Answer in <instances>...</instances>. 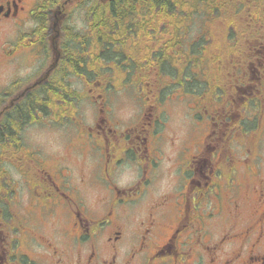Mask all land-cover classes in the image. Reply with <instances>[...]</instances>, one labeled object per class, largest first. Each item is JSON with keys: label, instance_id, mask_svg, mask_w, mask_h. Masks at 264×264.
Listing matches in <instances>:
<instances>
[{"label": "flooded vegetation", "instance_id": "1", "mask_svg": "<svg viewBox=\"0 0 264 264\" xmlns=\"http://www.w3.org/2000/svg\"><path fill=\"white\" fill-rule=\"evenodd\" d=\"M178 1L169 6L175 22H114L110 70L90 62L96 53L80 62L91 76L69 77L82 83L75 99L97 107L93 124L80 119L85 109L72 118L70 95L60 94L57 112L36 109L24 124L17 113L11 134L9 114L58 62L49 47L55 8L45 46L32 44L43 0H0V264H264V2L257 17L238 16L255 33L235 44L232 26L211 19L213 0ZM143 3L135 9L146 13ZM65 6L67 24L87 33V18L77 27L74 15H87L92 0L56 9ZM36 53L45 67L23 76ZM129 89L138 106L126 121L116 94ZM56 121L81 125L79 149L26 148L27 128Z\"/></svg>", "mask_w": 264, "mask_h": 264}, {"label": "trees", "instance_id": "2", "mask_svg": "<svg viewBox=\"0 0 264 264\" xmlns=\"http://www.w3.org/2000/svg\"><path fill=\"white\" fill-rule=\"evenodd\" d=\"M66 0H43L42 2V13L41 15H37L35 19L38 21V26L33 31V35L36 36V40L32 43L45 44L48 45V38L50 37V20L48 19V12L53 10L54 8L61 3L62 5ZM211 7V19L212 20H221L228 22L229 25L232 26L231 37L235 40V44L238 42L236 40V35H242L243 33H251L254 34L255 30L250 28H242L239 21L238 16L245 15L247 13H252L257 17L255 11V4L260 5V0H221V3H215ZM85 2V1H83ZM174 3H171V0H146V7H150V10L144 13L143 11H139V6L141 7L144 3L143 0H119L118 6H123L124 10H120L118 13L114 10V2L108 1V3L104 4L100 0H92V6L94 9H90L87 12V22L89 24L88 32L83 34L81 30L76 29L73 25H68L67 20H64V24L60 25V48L62 53H67L68 56L65 58L62 63V70H56L53 73V77L47 80V83L44 85H39L36 88V91L32 93H28L26 98L21 100L20 106H17L16 109L10 113V118H7L6 125L7 129L11 134L13 131L10 129V124L15 125L16 122L13 120L14 117L17 116V113L21 114V122L24 124L28 122L31 118L34 119V111L39 109L43 112H48L49 108L53 109L57 112L58 106H56L55 102L60 94H69L70 95V107H71V117L74 118L76 114V99L78 96L77 91L73 88L69 77L73 75V73H77L79 75L91 76V70L85 66L81 67L80 62L83 63L88 61L87 55L96 54V58H90L91 63H100L102 69H109L110 63V55L111 50L107 47H113L110 41L113 40L112 31L115 29L113 26L114 22H140L144 23V21H150L153 24H158L161 22H175L179 20V14L174 11L169 10V6L171 4L178 5L179 1L174 0ZM264 2V0H262ZM188 4V0H182L181 5L185 6ZM66 6L62 7V14H65ZM182 19L180 21L184 22L189 16V14H185L183 10L180 14ZM228 15V17H227ZM71 16V14H70ZM148 17V18H147ZM220 18V19H219ZM255 21V19H253ZM157 28V26H151ZM142 30V28H140ZM118 42H122L120 45H125L126 41L118 40ZM92 47L89 50V47ZM233 46V45H231ZM103 48V51H100V48ZM100 52H102L103 59L100 61ZM230 52H235V48H230ZM70 64H67L68 62ZM87 63V62H86ZM88 64V63H87ZM84 69L87 73H82L80 70ZM97 70V71H98ZM97 74L100 76L101 71H98ZM89 84V83H88ZM34 90V89H33ZM32 91V90H31ZM37 96V107H34V97Z\"/></svg>", "mask_w": 264, "mask_h": 264}, {"label": "rangeland", "instance_id": "3", "mask_svg": "<svg viewBox=\"0 0 264 264\" xmlns=\"http://www.w3.org/2000/svg\"><path fill=\"white\" fill-rule=\"evenodd\" d=\"M201 16H198V19ZM87 15L84 12H78L74 15V22L77 25V27H83L84 22L86 21ZM34 21L31 19H27L26 23L23 24L21 30L23 32H29L32 30L34 26ZM36 57L38 58V61L36 63V66L32 68H28L23 72V76H29L33 70L36 69V67H45L46 61L43 60V56L41 53H36ZM43 67V68H44ZM42 68V69H43ZM119 77L117 76L116 79ZM73 80V81H72ZM77 78H72V86L73 87H82V83ZM119 87H122V91L127 90L125 88L126 83H119ZM129 94L127 92L125 93H117L118 97V105L116 108L117 116L123 118L124 120L128 121V115L131 112H135L136 110L134 107H137V104H133V97L135 95V92L133 89H129ZM91 101H89L90 103ZM95 105V103H94ZM81 106V105H80ZM96 107V105H95ZM84 110V112L81 113L80 119H83L84 123L86 124H93L94 120L96 119V109L93 108L88 104L87 100L82 101L81 110ZM179 117H176L174 120V123H180ZM46 122V121H45ZM177 125V124H176ZM74 123H64L63 125H55L54 127L47 126V129L45 126L37 125V126H30L26 129L25 135H24V143L26 145V148L29 150H39L41 155L48 156L51 153L56 154L60 151H62L63 147L66 145L71 150H77L78 148V141H77V134L78 129L81 130V125L78 126ZM76 135V136H75ZM86 173L89 174V169H86ZM91 202H94V199L90 200Z\"/></svg>", "mask_w": 264, "mask_h": 264}]
</instances>
